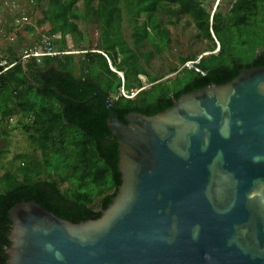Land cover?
<instances>
[{
	"label": "trees",
	"instance_id": "1",
	"mask_svg": "<svg viewBox=\"0 0 264 264\" xmlns=\"http://www.w3.org/2000/svg\"><path fill=\"white\" fill-rule=\"evenodd\" d=\"M207 1H47L42 23L59 52H72L69 43L79 47V21L94 24L98 38L95 46L80 49L85 53L79 55L78 74L75 56L67 54L40 63L30 58L0 76V138L10 136L8 122L20 116L28 145V152L15 156L0 177V264H7L8 214L16 205L36 202L79 224L98 219L111 204L121 180L117 139L107 126L108 105L125 123L130 113L153 116L170 108L172 98L224 85L243 69L264 67V0H232L225 14L219 4L212 14ZM183 16L198 41L213 44L199 60L203 75L183 69L180 75L188 76L184 85L177 86L178 75L174 84L170 79L155 83L161 77L148 75L147 68L168 48V27ZM56 35L58 40L52 38ZM188 61L193 60L186 57L180 64ZM141 77L151 84L148 89L143 90ZM95 93L103 99L90 98ZM5 153L0 151V159Z\"/></svg>",
	"mask_w": 264,
	"mask_h": 264
},
{
	"label": "water",
	"instance_id": "2",
	"mask_svg": "<svg viewBox=\"0 0 264 264\" xmlns=\"http://www.w3.org/2000/svg\"><path fill=\"white\" fill-rule=\"evenodd\" d=\"M171 101L125 123L108 105L115 198L79 224L16 205L7 264H264V67Z\"/></svg>",
	"mask_w": 264,
	"mask_h": 264
},
{
	"label": "rangeland",
	"instance_id": "3",
	"mask_svg": "<svg viewBox=\"0 0 264 264\" xmlns=\"http://www.w3.org/2000/svg\"><path fill=\"white\" fill-rule=\"evenodd\" d=\"M10 1L11 0H0V7H2L3 10H8L9 12L17 8V18H20V16L24 15L28 17L29 23L34 22L38 31L46 32V30H48L47 25L42 23L41 17L42 9L50 7L47 2L48 0H13V3ZM216 1L217 0H208L206 2V6L209 11L213 10ZM232 2V0H220V11L223 14L228 12ZM14 3L18 5V7H14ZM34 6H37V10L34 9ZM89 28L93 38H98V35L95 37L96 28L93 26H90ZM168 29L170 31V43L168 48L160 57L152 59L150 65L147 68V73L152 77H161L155 83L165 79L166 77H164V75H168L167 77H171L170 82L174 84L172 78L178 75L180 83H178L177 86H182L184 85L188 76L185 74L183 76L180 75L183 66L180 64V60L189 57L195 61L200 57L207 56L209 53L206 51L212 48L213 44L208 41H198L196 39L197 32L187 16H183L176 25L169 26ZM125 35L127 37L128 33H125ZM217 50L218 44H216V47L212 53L214 54ZM77 56L79 55H75V57ZM76 60L77 59H75V61ZM75 63V74H78L77 61ZM170 69H175V73L169 74L171 71ZM141 80L143 83H145L144 88H149L151 86V84L146 83L144 77H141ZM175 88L178 89V87ZM8 130L10 131V136L0 138V151H6V153L0 159V177L7 168L8 163L11 162L15 156L28 152L26 136L21 130L20 116L10 119L8 122Z\"/></svg>",
	"mask_w": 264,
	"mask_h": 264
},
{
	"label": "crops",
	"instance_id": "4",
	"mask_svg": "<svg viewBox=\"0 0 264 264\" xmlns=\"http://www.w3.org/2000/svg\"><path fill=\"white\" fill-rule=\"evenodd\" d=\"M10 2L13 3V0H11ZM14 7H18V5L14 3ZM16 9L17 8L9 12L8 10L6 9L3 10V8L0 7V59L1 61H5L8 63H10L13 60L18 59L24 50L31 48L38 43L39 31L37 30V27L35 26L34 22H30L24 25H17V21L20 18H17L18 14H17ZM77 26L83 35L82 41L79 42V45H78L79 47L72 48V43H69L68 47L71 48L70 50L72 52H68V51L59 52L57 48L54 46V49L58 53H67V54L69 53L74 56L80 55V54L85 53L84 51H81L80 49H86L89 46L96 45V42H97L96 35H98L97 30L95 29L96 38L94 39L92 36L91 30L89 28L90 26H93L96 28V26L92 23L83 22V21H79ZM52 38L54 40H58L59 36L56 35ZM74 59H77L76 61H78L79 56L74 57ZM118 74L122 75L121 73H118ZM167 76L168 75H164V77H167Z\"/></svg>",
	"mask_w": 264,
	"mask_h": 264
},
{
	"label": "built area",
	"instance_id": "5",
	"mask_svg": "<svg viewBox=\"0 0 264 264\" xmlns=\"http://www.w3.org/2000/svg\"><path fill=\"white\" fill-rule=\"evenodd\" d=\"M28 23H29L28 17H26L24 15L22 17H20V19L17 21V25H24V24H28ZM66 54L67 53H58L54 49V45L52 44L51 38L46 34V32L45 31H39L38 43L35 46L24 50L18 59L13 60L10 63H7L5 61L0 62V68H1L0 76L3 72L10 69L11 67L16 65L17 63L24 64V62H26L30 58H33L36 60L37 63H40V61L45 57H55V56L66 55ZM200 59H201V57L195 61L193 60V61L185 62L184 64H182L183 65L182 70L183 69L193 70L196 73L203 75V72L198 67Z\"/></svg>",
	"mask_w": 264,
	"mask_h": 264
}]
</instances>
